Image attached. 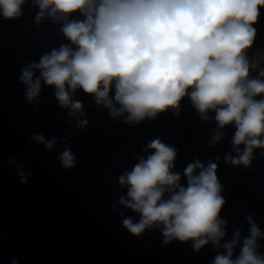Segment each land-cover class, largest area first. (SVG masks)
<instances>
[{
	"label": "clouds",
	"instance_id": "obj_1",
	"mask_svg": "<svg viewBox=\"0 0 264 264\" xmlns=\"http://www.w3.org/2000/svg\"><path fill=\"white\" fill-rule=\"evenodd\" d=\"M24 3L0 0V15L9 20L18 18ZM33 3L39 9L37 25L45 16L63 22L60 30L75 48L62 44L38 63L25 65L19 80L25 85L29 103L40 96L42 84L53 87L59 106L69 109L70 121L77 118L76 126L82 129L88 121L78 118L85 112L82 103L73 100L77 89L93 95L97 105L107 108L113 119L124 117L125 123L154 119L169 108L178 110L188 95L202 120L207 122L208 113H215L217 131L209 146L221 141L224 128L235 126L232 146L237 156L227 154L226 164L247 167L254 149H264V99H256L264 94V70L259 71V78L250 77V69L258 68L264 56L250 62L246 54L254 43L257 33L253 25L264 0ZM77 12L84 19L69 20ZM113 87L114 98L110 97ZM30 139L48 150L61 142L39 133ZM149 150L151 154L138 156L134 167L118 181L127 189L119 204L140 215L138 222L130 217L122 220L131 234L139 237L146 229H160L164 244L191 241L197 252L208 244L222 247L213 264H264V255L257 252V241L264 238V232L252 216L246 217L249 235L243 238L239 255L233 258L234 249L241 244V230L221 245L226 236V221L220 218L225 200L216 163H189L183 173L185 187L180 183L181 175L172 171L177 149L157 138L148 142L144 151ZM58 160L65 169L76 166L70 147ZM9 163L16 167L20 182L27 183L22 162L12 159Z\"/></svg>",
	"mask_w": 264,
	"mask_h": 264
}]
</instances>
